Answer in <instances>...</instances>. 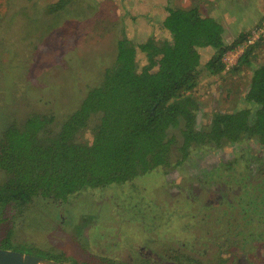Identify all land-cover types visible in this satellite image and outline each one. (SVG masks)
Instances as JSON below:
<instances>
[{"label": "rangeland", "instance_id": "rangeland-1", "mask_svg": "<svg viewBox=\"0 0 264 264\" xmlns=\"http://www.w3.org/2000/svg\"><path fill=\"white\" fill-rule=\"evenodd\" d=\"M55 1L0 0V132L32 112L53 115L60 123L80 102L87 85L100 77V69L113 61L116 36L124 33L135 44L169 38L162 25L166 6L196 4L203 15L223 25L229 46L245 34L225 52L235 55L234 64L246 40L255 44L248 62L223 74L201 65L193 90L199 104L197 127L208 124L215 111L252 106L244 94L253 68L264 61V0H76L64 10L46 13V6ZM214 49L198 48L202 62ZM137 53L141 67L146 58ZM95 122L92 118L81 140L92 139ZM174 154L167 167L124 184L89 189L68 202L35 197L23 215L8 206L0 217V245L8 238L9 249L56 255L66 264H211L208 260L215 253L205 255V249H224L232 231L241 227L191 225L203 213L200 207L227 211L225 198L248 190L250 184L259 189L264 152L250 141L213 150L190 147L182 160L180 153ZM3 177L0 171V184ZM138 214L144 218L136 220ZM196 239L204 242L195 244ZM220 251L228 258V250ZM233 255L235 264H264V242L238 248Z\"/></svg>", "mask_w": 264, "mask_h": 264}, {"label": "trees", "instance_id": "trees-1", "mask_svg": "<svg viewBox=\"0 0 264 264\" xmlns=\"http://www.w3.org/2000/svg\"><path fill=\"white\" fill-rule=\"evenodd\" d=\"M73 1L57 0L46 6V13L64 10ZM165 9L162 25L170 33L169 38L159 42L149 38L135 44L124 33L116 36L113 61L100 69V77L87 85L80 102L60 123L53 115L32 112L3 128L0 217L7 214L3 213L8 206L23 215L35 197L68 202L89 189L124 184L169 166L174 151L181 154L180 160L184 159L190 147L213 150L256 141L264 152V61L253 68L244 94L251 107L215 111L208 124L199 128V104L193 96L200 74L198 48H215L204 66L213 74H223L238 63L248 62L247 55L255 44H247L237 64L225 70L224 53L246 35L241 34L229 46L223 38V25L203 15L196 4ZM137 51L146 58L141 67ZM92 118L96 119L91 127L92 139L81 140L79 136ZM225 200L227 211L202 206L198 222L191 225L208 228L219 222L225 226L238 223L241 227L232 231L229 242L220 249L229 251L228 258H222L219 249H205V255L215 253L209 256L211 264H235L228 260L234 259L238 248L252 249L264 242V182L259 189L250 184L248 190ZM141 218L144 215L138 214L136 220ZM194 242L201 245L204 241ZM0 246L8 248V238ZM41 255L62 261L56 255Z\"/></svg>", "mask_w": 264, "mask_h": 264}, {"label": "water", "instance_id": "water-1", "mask_svg": "<svg viewBox=\"0 0 264 264\" xmlns=\"http://www.w3.org/2000/svg\"><path fill=\"white\" fill-rule=\"evenodd\" d=\"M0 264H66L46 256L0 247Z\"/></svg>", "mask_w": 264, "mask_h": 264}, {"label": "built area", "instance_id": "built-area-1", "mask_svg": "<svg viewBox=\"0 0 264 264\" xmlns=\"http://www.w3.org/2000/svg\"><path fill=\"white\" fill-rule=\"evenodd\" d=\"M249 43L252 44L251 39L246 40V45ZM239 48H241L240 50L242 51L238 50L237 52V54H239L238 56H240V54L244 51V47H239ZM233 58H234V62H233ZM236 59H235V55L232 52H227L225 55H223L222 60L225 62V70L229 69L236 62Z\"/></svg>", "mask_w": 264, "mask_h": 264}, {"label": "flooded vegetation", "instance_id": "flooded-vegetation-1", "mask_svg": "<svg viewBox=\"0 0 264 264\" xmlns=\"http://www.w3.org/2000/svg\"><path fill=\"white\" fill-rule=\"evenodd\" d=\"M0 134H1V132H0ZM161 238L163 239L164 237H161ZM149 253H151V251H149ZM232 259H233V258H231V261H230V262H232ZM157 260H160V256L157 257ZM234 260H235V257H234L233 261H234ZM153 262H154V260H153ZM153 262H152V263H153ZM237 262H238V261H237ZM142 263H145V261L142 260ZM153 264H154V263H153Z\"/></svg>", "mask_w": 264, "mask_h": 264}, {"label": "crops", "instance_id": "crops-1", "mask_svg": "<svg viewBox=\"0 0 264 264\" xmlns=\"http://www.w3.org/2000/svg\"><path fill=\"white\" fill-rule=\"evenodd\" d=\"M223 38H224V37H223ZM213 53H214V51H212V54H211V55H213ZM206 61H207V60H206ZM206 61H205V62H206ZM205 62H202V58H201V63H200V65H199L198 69H200L201 65L204 66V63H205ZM204 67H205V66H204ZM205 69H206V68H205Z\"/></svg>", "mask_w": 264, "mask_h": 264}]
</instances>
